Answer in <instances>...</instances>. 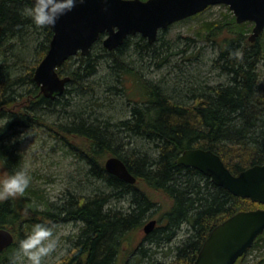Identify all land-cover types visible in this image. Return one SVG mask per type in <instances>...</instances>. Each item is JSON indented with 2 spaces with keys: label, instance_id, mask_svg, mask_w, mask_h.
Masks as SVG:
<instances>
[{
  "label": "trees",
  "instance_id": "trees-1",
  "mask_svg": "<svg viewBox=\"0 0 264 264\" xmlns=\"http://www.w3.org/2000/svg\"><path fill=\"white\" fill-rule=\"evenodd\" d=\"M30 2L0 0L3 27L0 116L11 118L0 132V168L3 166L9 172L17 170L21 159L20 134L34 127L37 120L47 123L42 114L60 111L66 121L55 125L66 137L62 142L71 154L88 164L89 181L103 182L110 192L84 199L72 196L52 210L49 206L40 210L39 202L33 198L44 200V197L30 189L25 190L26 195L0 200V228L10 230L15 237L14 243L0 252V264H10L20 241L33 225L44 223L53 228L67 222L82 226L73 250L56 264H115L127 235L142 227L143 220L155 207L153 193L166 195L173 204L163 217L165 227L153 230L147 239L160 243L162 239H153L162 234L169 241L182 225H188L191 234L177 248L176 259L171 264H193L215 226L240 211L264 208L263 204L232 195L197 169L178 164L179 156L193 148L215 152L235 175L264 164V86L258 73V64L264 58V33L251 42L244 36L249 23L238 24L234 17L229 23L207 24L205 30L214 31L216 36L227 29L230 33L222 39L221 51L215 60V66L228 81L217 86H200V90H193L187 96L191 102L175 100L158 83L148 81L126 62L124 55L133 36L113 50L102 45L104 36H101L88 56L78 54L79 60L73 61L72 57L58 69L61 77L69 76L71 80L61 97L50 99L41 92L33 76L49 50L53 33L49 26L38 27L21 14ZM139 38L136 48L152 49L158 55L155 45ZM31 44L42 55L36 67L22 64L27 52L32 51ZM104 63L109 66L110 82L98 83V88L106 85L107 92L119 93L121 90L116 84H124L131 76L141 92L140 100L129 99L134 102L129 118L112 126L109 121L87 113V109L93 108L88 102L99 93L92 78ZM73 94L78 102L63 101L65 96ZM84 97L91 100H83ZM69 108L74 109L69 111ZM132 139L152 143L155 155L133 148ZM112 156L125 162L137 178L135 184L106 171L105 161ZM122 198L130 199L128 212L109 207L112 199ZM261 241L264 234L251 249Z\"/></svg>",
  "mask_w": 264,
  "mask_h": 264
},
{
  "label": "rangeland",
  "instance_id": "rangeland-1",
  "mask_svg": "<svg viewBox=\"0 0 264 264\" xmlns=\"http://www.w3.org/2000/svg\"><path fill=\"white\" fill-rule=\"evenodd\" d=\"M233 17L235 18V15L229 6L219 4L211 6L197 16L160 30L156 41L151 43L158 49V55H155L152 49L149 51L136 48L141 35H135L130 39L129 49L124 55L125 60L145 79L158 83L163 90L173 95L175 100L191 102L187 96L193 90H200V86H217L228 81L227 77L215 66V60L220 54L222 39L227 35L230 36V33L227 29L222 35L216 36L214 31L205 30V27L207 24L214 25L218 22L229 23ZM253 27L254 24L249 23L245 28L244 36L248 39L253 33ZM144 40L148 42V39L144 38ZM30 47L32 51L27 52L22 64L36 67L42 55L37 54L33 44ZM76 60H79L77 55L73 57V61ZM98 70L97 75L92 78L95 87L100 85L98 83L110 82L107 77L110 71L109 66L104 63ZM258 73L260 84L264 86V58L258 64ZM129 79L124 80V84L121 82L116 84L121 90L119 93L107 92L106 85H104L96 88L99 93L92 102L89 97H84L83 100L90 101V103L87 101L89 106L93 105L92 109H87V113H92L93 118L98 120L109 121L111 126L129 118L134 103L129 99L140 100L141 95L135 79L131 76ZM66 100L78 102L74 94L65 96L63 101ZM96 103L101 105L98 106ZM76 105L77 103L74 106ZM73 109L69 108V111ZM59 112L54 114L42 112L44 114L41 118L48 122L37 120L34 127L24 130L18 138V151L21 155L19 168L25 164L28 166L31 182L27 189L34 190L37 195L42 194L44 197V200L33 198L39 202L40 210H46L48 206L51 210L53 207L59 208L72 196L84 199L97 194L108 195L110 192L103 182L93 179L89 181L88 164L71 154L62 142L65 135L55 123L59 124L66 120L65 114ZM73 143L78 144L74 141ZM132 143V147L135 146L133 148H140L143 152L155 155L152 143L141 139H132ZM8 173L9 170L1 166L0 176ZM24 194L26 195V191ZM153 199L156 202L155 207L143 220L142 227L127 235L115 264H171L176 259L177 248L190 236V227L184 224L169 241L163 239L165 236L162 234L153 239H162L160 243L146 240L143 228L151 220L158 222L159 229L165 227L166 220L163 217L173 204L172 200L162 193H153ZM129 200V198L112 199L109 207L128 212L131 206ZM81 226V223L67 222L53 227L57 246L45 258L44 264H56L73 250V243ZM244 257L238 264H264L262 262L264 241L249 250Z\"/></svg>",
  "mask_w": 264,
  "mask_h": 264
},
{
  "label": "water",
  "instance_id": "water-1",
  "mask_svg": "<svg viewBox=\"0 0 264 264\" xmlns=\"http://www.w3.org/2000/svg\"><path fill=\"white\" fill-rule=\"evenodd\" d=\"M219 4L229 6L238 24H254L251 42L264 32V0H85L61 16L54 26H49L53 37L33 80L47 98L61 97L71 79L61 77L58 69L78 54L88 56L101 36L108 50L118 48L135 35H141L151 44L160 30ZM2 33L0 23V36ZM178 164L197 169L236 197L264 205V164L235 175L218 154L202 148L185 150ZM105 169L129 184L137 182L119 157L108 158ZM156 225L157 221L151 220L144 227L146 235ZM263 234L264 208L240 211L211 230L193 264H236ZM14 241L10 230L0 228V252Z\"/></svg>",
  "mask_w": 264,
  "mask_h": 264
},
{
  "label": "clouds",
  "instance_id": "clouds-1",
  "mask_svg": "<svg viewBox=\"0 0 264 264\" xmlns=\"http://www.w3.org/2000/svg\"><path fill=\"white\" fill-rule=\"evenodd\" d=\"M85 0H31L21 14L30 18L38 27L54 26L61 16L73 10ZM11 118L0 116V132L6 128ZM31 182L28 166L25 164L15 171L0 176V200L23 195ZM53 228L44 223L33 225L29 234L20 241L11 257L10 264H44L57 246Z\"/></svg>",
  "mask_w": 264,
  "mask_h": 264
},
{
  "label": "flooded vegetation",
  "instance_id": "flooded-vegetation-1",
  "mask_svg": "<svg viewBox=\"0 0 264 264\" xmlns=\"http://www.w3.org/2000/svg\"><path fill=\"white\" fill-rule=\"evenodd\" d=\"M1 36H2V35H1ZM1 36H0V37H1ZM155 229H158V222H157V225H156V227L154 228V230H155ZM143 231H144V228H143ZM145 234H146V233H145ZM146 240H148V239H147V235H146ZM139 250H140V249H139ZM244 258H245L244 256L241 257V258L236 262V264H238V263H239L241 260H243Z\"/></svg>",
  "mask_w": 264,
  "mask_h": 264
},
{
  "label": "bare ground",
  "instance_id": "bare-ground-1",
  "mask_svg": "<svg viewBox=\"0 0 264 264\" xmlns=\"http://www.w3.org/2000/svg\"><path fill=\"white\" fill-rule=\"evenodd\" d=\"M83 56V55H82ZM85 57V56H84ZM45 96V95H44ZM46 97V96H45Z\"/></svg>",
  "mask_w": 264,
  "mask_h": 264
}]
</instances>
